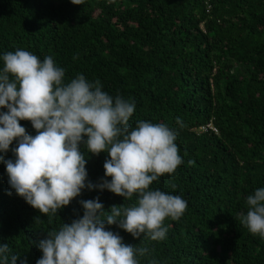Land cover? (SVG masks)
<instances>
[{
	"label": "trees",
	"instance_id": "trees-1",
	"mask_svg": "<svg viewBox=\"0 0 264 264\" xmlns=\"http://www.w3.org/2000/svg\"><path fill=\"white\" fill-rule=\"evenodd\" d=\"M17 48L41 61L52 56L65 83L83 74L109 95L133 100V127L146 120L177 131L183 163L149 187L180 195L184 214L165 218L159 241L107 226L125 244L149 249L140 264H264V239L239 220L247 196L264 187V0H0V69L3 54ZM209 121L217 132L197 130ZM20 124L36 134L31 121ZM81 151L88 180L111 179L106 152ZM0 155L15 159L11 150ZM8 179L0 161V245L19 254L16 264H36L47 232L83 215L80 200L99 197L108 209L137 199L85 188L50 219Z\"/></svg>",
	"mask_w": 264,
	"mask_h": 264
},
{
	"label": "clouds",
	"instance_id": "clouds-1",
	"mask_svg": "<svg viewBox=\"0 0 264 264\" xmlns=\"http://www.w3.org/2000/svg\"><path fill=\"white\" fill-rule=\"evenodd\" d=\"M71 2L82 5L84 0ZM2 59L0 108L7 111H0V152L11 150L15 159L0 155V161L6 165L10 188L50 219L85 188L107 189L124 200L137 197L128 206L113 204L108 209L99 197L80 200L83 215L47 232L39 242L42 256L36 264H140L138 258L149 249L125 244L107 226L115 224L134 238L143 235L159 241L168 231L165 218L178 220L184 214L188 205L180 195L149 187L183 163L175 143L177 131L146 120L133 127L129 124L136 107L133 100L109 95L99 79L89 81L83 74L65 83V69L52 56L41 61L17 48L5 52ZM21 120L31 121L36 134H29ZM177 124L183 127L179 117ZM197 130L217 132L212 121ZM14 140L16 146L10 149ZM81 145L88 153L108 154L103 166L104 177L110 180L102 177L95 184L88 180ZM246 204V215L239 216L241 224L264 239V187L248 195ZM18 259L7 243L0 245V264H16ZM21 264H27L26 259Z\"/></svg>",
	"mask_w": 264,
	"mask_h": 264
},
{
	"label": "built area",
	"instance_id": "built-area-1",
	"mask_svg": "<svg viewBox=\"0 0 264 264\" xmlns=\"http://www.w3.org/2000/svg\"><path fill=\"white\" fill-rule=\"evenodd\" d=\"M209 128H211V129L215 130V128H214V127H211V126H209ZM202 129H203V130H206L207 128H206V126H202Z\"/></svg>",
	"mask_w": 264,
	"mask_h": 264
}]
</instances>
